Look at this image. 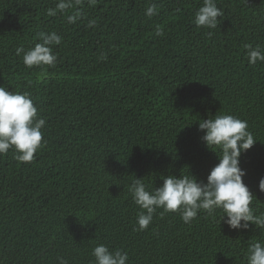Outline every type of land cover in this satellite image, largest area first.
<instances>
[{
	"label": "trees",
	"instance_id": "trees-1",
	"mask_svg": "<svg viewBox=\"0 0 264 264\" xmlns=\"http://www.w3.org/2000/svg\"><path fill=\"white\" fill-rule=\"evenodd\" d=\"M58 2L0 0V86L28 93L45 120L31 163L0 155V264H95L98 244L127 252V264H246L264 229H231L220 210L188 224L157 210L135 231L128 186L159 187L169 174L204 181L218 158L196 121L230 114L257 140L239 159L250 207L264 213V61L249 64L244 48L264 50V0H215V29L193 22L203 0H72L49 16ZM39 32L60 35L56 62L27 68L16 49Z\"/></svg>",
	"mask_w": 264,
	"mask_h": 264
},
{
	"label": "clouds",
	"instance_id": "clouds-1",
	"mask_svg": "<svg viewBox=\"0 0 264 264\" xmlns=\"http://www.w3.org/2000/svg\"><path fill=\"white\" fill-rule=\"evenodd\" d=\"M82 0H75L80 4ZM95 4V0H89ZM74 7L72 0H59L55 8H49V16L63 13ZM157 5L152 4L145 14L156 15ZM80 13L67 16L68 23H74ZM222 15L215 0H203V4L194 14L197 27L215 29L218 17ZM95 21L90 20L89 26L94 27ZM163 30L157 28L155 35L162 36ZM40 42L25 51L22 47L16 49V55H22V62L27 68L33 66H54L56 56L52 45L61 43V37L55 32H39ZM247 62L255 65L264 61V50L258 45H244ZM198 130L203 132L200 137L205 146L213 151L218 163L208 172L204 181H198L193 175L162 176V184L151 189L141 178H136L129 184L128 192L139 212L136 218L135 231H143L153 221L157 210L161 215L167 212H178L181 220L188 224L201 210L213 215L220 210V223L223 221L231 229H248L250 223L256 228L264 229V213L255 215L250 207L253 193L243 182L246 174L240 167V155L250 149L257 141L248 130V123L230 114L215 115L213 118L196 121ZM45 120L38 117L37 107L28 93L9 91L0 86V155L10 149L14 158L22 163H31L35 153L42 146L41 129ZM219 153V155H218ZM258 189L264 192V177L258 182ZM95 264H127L128 254L121 250L109 251L104 244H98L92 249ZM58 264H68L63 257H58ZM246 264H264V243H251L245 253Z\"/></svg>",
	"mask_w": 264,
	"mask_h": 264
}]
</instances>
